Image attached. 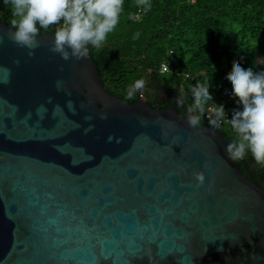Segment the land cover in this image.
<instances>
[{
	"label": "water",
	"instance_id": "obj_1",
	"mask_svg": "<svg viewBox=\"0 0 264 264\" xmlns=\"http://www.w3.org/2000/svg\"><path fill=\"white\" fill-rule=\"evenodd\" d=\"M8 31L0 264H264V189L228 159L223 130L189 127L177 93L166 109L112 95L90 53L50 51L54 33L29 58Z\"/></svg>",
	"mask_w": 264,
	"mask_h": 264
},
{
	"label": "trees",
	"instance_id": "obj_2",
	"mask_svg": "<svg viewBox=\"0 0 264 264\" xmlns=\"http://www.w3.org/2000/svg\"><path fill=\"white\" fill-rule=\"evenodd\" d=\"M151 8L137 7L136 0H124L120 22L100 48L89 45L104 87L127 103L141 99L154 108L173 105L175 93L183 98L179 113L188 116L194 103L191 88L208 83L213 96L200 117L209 124L223 105L225 114L219 129L229 143L235 133L228 120L242 106L233 96L227 75L237 62L245 70L264 71V0H150ZM11 6L0 0V24L10 25ZM55 25L47 32L52 34ZM139 33L138 38L136 34ZM169 71L161 73L162 65ZM144 80L142 91L129 97L136 80ZM250 180L264 189V166L251 154L236 161Z\"/></svg>",
	"mask_w": 264,
	"mask_h": 264
},
{
	"label": "clouds",
	"instance_id": "obj_3",
	"mask_svg": "<svg viewBox=\"0 0 264 264\" xmlns=\"http://www.w3.org/2000/svg\"><path fill=\"white\" fill-rule=\"evenodd\" d=\"M11 6V19L8 39L18 48L27 49L29 58L35 56V49L40 46L41 29L45 32L56 26L50 37V51L58 54L62 60L77 61L89 57V45L100 48L106 42L120 22L124 0H3ZM137 7L150 10V0H136ZM139 33L136 34L138 38ZM3 38L0 37V44ZM19 64V60L14 61ZM8 78L2 83H10L11 70L4 69ZM61 71L63 66L61 65ZM231 83L233 96L238 98L241 109L232 112L228 120L235 133V139L228 143L225 151L229 160L240 161L251 154L255 162L264 166V71L254 72L251 68L245 70L237 62H233L232 70L227 75ZM62 82H58L61 84ZM145 81L136 80L128 92L133 96L142 91ZM208 83L198 82L191 88L194 103L188 108L187 122L189 127L198 129L200 117L205 112V106L213 101ZM71 103V102H69ZM177 105L183 106V98H177ZM215 118L209 120V126L219 129L225 119L223 105L218 106ZM90 120L91 117H86ZM102 119H106L102 117ZM142 123H145L142 121ZM94 127L89 125L85 131ZM111 139V137L109 138ZM196 187L205 183L204 172H194Z\"/></svg>",
	"mask_w": 264,
	"mask_h": 264
},
{
	"label": "built area",
	"instance_id": "obj_4",
	"mask_svg": "<svg viewBox=\"0 0 264 264\" xmlns=\"http://www.w3.org/2000/svg\"><path fill=\"white\" fill-rule=\"evenodd\" d=\"M167 71H169V67L166 64H163L162 68H161V73H165ZM227 117H228V114H225V118H227ZM208 118H210V119L215 118V116H213L212 114H209ZM223 122H224V120L221 122V125L223 124Z\"/></svg>",
	"mask_w": 264,
	"mask_h": 264
}]
</instances>
